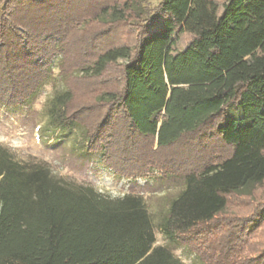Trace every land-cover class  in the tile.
<instances>
[{
	"label": "trees",
	"instance_id": "trees-1",
	"mask_svg": "<svg viewBox=\"0 0 264 264\" xmlns=\"http://www.w3.org/2000/svg\"><path fill=\"white\" fill-rule=\"evenodd\" d=\"M78 1L97 4L92 35ZM148 1L0 0L1 104L30 98L60 53L65 89L46 108L77 133L73 150L119 177L184 180L155 225L142 197L26 169L0 147V264H185L157 231L201 264H264V0ZM238 199L252 209L231 211Z\"/></svg>",
	"mask_w": 264,
	"mask_h": 264
},
{
	"label": "rangeland",
	"instance_id": "rangeland-1",
	"mask_svg": "<svg viewBox=\"0 0 264 264\" xmlns=\"http://www.w3.org/2000/svg\"><path fill=\"white\" fill-rule=\"evenodd\" d=\"M156 3L157 0H149L147 7L153 8ZM76 5L80 6L77 9V23L81 28L89 27L91 35L97 32L100 29L94 23L97 4L93 6L87 1H78ZM115 31L122 42L131 37L130 32L121 26ZM112 39L115 40V37ZM61 59L60 53L54 56L48 78L30 98L15 106L0 103V147L6 149L22 167H46L52 175L66 183L90 186L111 198H119L128 193L138 195L143 198L156 225L166 212L169 201L182 190L183 178L157 169H151L143 177L135 179L119 177L104 167L98 154L78 155L72 148L77 133L56 130L50 125L47 115V104L65 89V82L57 68ZM87 96L77 93L73 106L84 102ZM251 201L254 204L252 199L250 202L238 199L231 211L236 213L243 209L250 210L253 205ZM261 239L263 237L258 241ZM156 245L168 246L185 264H201L192 253L174 244L159 231L156 232Z\"/></svg>",
	"mask_w": 264,
	"mask_h": 264
}]
</instances>
